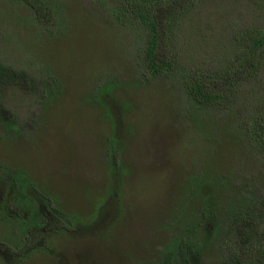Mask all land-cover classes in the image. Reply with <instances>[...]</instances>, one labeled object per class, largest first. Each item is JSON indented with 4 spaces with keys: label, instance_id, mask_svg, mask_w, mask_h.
Here are the masks:
<instances>
[{
    "label": "rangeland",
    "instance_id": "obj_1",
    "mask_svg": "<svg viewBox=\"0 0 264 264\" xmlns=\"http://www.w3.org/2000/svg\"><path fill=\"white\" fill-rule=\"evenodd\" d=\"M120 1L50 0L61 26L47 27L26 3L0 0L1 60L55 84L4 89L20 129L7 138L0 124V165L27 174L67 215L55 231H38L32 216L40 240L20 264H167L186 237L197 246L185 264H228L226 225L202 208L264 196V147L237 133L264 109V58L228 109L192 100L184 79L220 72L246 32L264 28V0H161L160 45L174 58L164 75L143 65L149 31ZM14 231L0 222V239ZM237 236L234 264H258L252 240Z\"/></svg>",
    "mask_w": 264,
    "mask_h": 264
},
{
    "label": "trees",
    "instance_id": "obj_2",
    "mask_svg": "<svg viewBox=\"0 0 264 264\" xmlns=\"http://www.w3.org/2000/svg\"><path fill=\"white\" fill-rule=\"evenodd\" d=\"M19 1L26 3L34 10L42 26H61L56 19L50 0ZM165 1H168V7H177V0ZM120 6L126 8L128 13L138 19L149 31L148 46L144 53L146 62L143 65L151 69L152 74H167L174 65V58H165L164 56L167 54L160 45L166 34L165 25H161L162 20H159L156 12V7L159 9L161 6V0H121ZM171 21L174 22V20ZM263 58L264 28L249 30L242 39L241 51L220 72L213 74L199 72L187 80L184 79L188 89L186 90L187 95L207 109H228L234 104L239 85L258 76L263 66ZM9 85L23 86L26 89L38 85L49 90L48 86L50 85L52 89L55 84L53 82L49 84L47 81L41 82L25 68L4 63L0 58V124L5 130V136L14 138L19 134L20 118L17 112L15 113L3 101L4 89ZM27 91L37 93L40 90ZM258 113L253 123L238 125L237 133L242 139L251 138L259 141L264 147V109ZM215 181L216 185L223 183L216 179ZM31 190L38 192L41 198L47 202L46 208L41 205L38 209L36 200L30 194ZM244 199L245 197L230 199L225 196L223 200L219 198L213 208L212 204L207 205L202 208V211L204 212L206 209L210 218L223 224L224 227L226 225L228 255H225V260L228 261V264L240 261L238 253H241L244 247V243L240 245L237 236L240 233H243L241 240L247 238L254 241L248 242L249 249L257 252L252 255V259L258 264H264V196H254L249 202ZM54 203L50 194L44 193L27 174L5 164L0 165V222L7 221L12 230L16 229L9 237L0 239V251L5 264H20L24 261L27 249L36 244V240H40V238L36 239L38 235L36 228L38 231H55L64 227L60 220L66 219L67 215L64 218V212ZM34 215L37 216L38 224L35 225V229H30L33 228L31 219ZM207 215H204L202 220L206 219ZM52 226L54 229H50ZM45 241L46 238L42 243L44 244ZM253 244L256 246L252 247ZM196 246L197 243L189 237L180 238L178 246L175 244L174 247L175 257L173 256L174 258L167 264H173V260L176 261V258L180 259V264L189 262V255ZM42 248L48 249L46 246Z\"/></svg>",
    "mask_w": 264,
    "mask_h": 264
}]
</instances>
